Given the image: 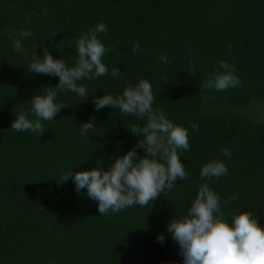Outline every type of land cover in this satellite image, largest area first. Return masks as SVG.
Listing matches in <instances>:
<instances>
[{"label":"trees","instance_id":"16d2710c","mask_svg":"<svg viewBox=\"0 0 264 264\" xmlns=\"http://www.w3.org/2000/svg\"><path fill=\"white\" fill-rule=\"evenodd\" d=\"M98 22L109 29L98 33L110 49L102 62L109 73L118 67L120 76L81 81L89 93L81 101L59 93L57 100L69 106L43 122L41 136L11 131L13 112L58 83V77L28 70L32 52L40 55L46 47L71 63L75 40ZM10 29L32 32L23 40L24 55L12 51ZM134 43L140 45L135 53ZM220 60L235 66L236 88L203 87ZM141 78L152 84L153 107L189 129L190 150H181V161L190 175L153 204L101 216L86 190L77 195L63 174L106 167L142 139L128 129L144 121L110 106L96 111L91 102L93 94L115 95ZM258 103L264 105V0H0V264L179 262L165 227L185 214L202 183L201 164L213 158L229 172L210 187L221 200L237 197L222 205L225 216L252 211L264 227V122L248 115ZM90 119L95 127L87 139L80 124ZM225 147L230 158L221 154ZM137 153L144 155L143 149Z\"/></svg>","mask_w":264,"mask_h":264},{"label":"clouds","instance_id":"9594fccd","mask_svg":"<svg viewBox=\"0 0 264 264\" xmlns=\"http://www.w3.org/2000/svg\"><path fill=\"white\" fill-rule=\"evenodd\" d=\"M108 31L105 22H98L82 32L75 40L76 56L71 63L61 55L54 58L46 47H41L40 55L32 52L28 70L58 77V83L42 88V94L36 92L28 108L13 112L15 119L11 122V131H30L41 136L44 133L43 122L54 120L61 108L69 106L57 100L59 93H74L81 101L89 96L86 85L81 81H92L109 74L114 79L120 76L118 67H113L109 73L102 62L110 49L105 47L98 33ZM8 35L12 51L24 55L23 40L31 37L32 32L10 29ZM139 47V43H134L133 53ZM228 48L230 51L231 45ZM159 59L167 61V56L161 54ZM240 83L235 66L220 60L207 74L203 87L224 91L236 88ZM154 99L152 84L146 78L126 85L122 92L115 95L104 93L100 97L92 96L91 102L96 111L110 106L111 109L118 108L122 114L144 121L142 127L134 124L128 129L142 139L123 154L111 157L112 162L106 167L95 166L77 172L71 168L63 174L62 182L71 178L77 195L82 194V189L86 190L83 194L96 202L101 216L114 215L134 205L144 207L149 202L153 204L158 196L173 190L178 179L184 182L190 175L181 161V150H190L189 129L175 124L159 107H153ZM80 125V136L88 139L89 130L95 127L93 120ZM189 127L197 131L199 126L190 122ZM138 148L143 149V156L138 155ZM221 154L231 157L227 147L221 149ZM228 172L227 165L220 159L213 158L201 164L199 176L202 183L194 199L184 215L179 218L175 215L165 227L170 239L178 245V255L182 257L181 261L173 264H264V227L258 225L256 215L252 211L239 210L225 216L222 205L236 200V195L221 200L220 195L210 187L209 181ZM156 240L163 243L164 232L158 234Z\"/></svg>","mask_w":264,"mask_h":264},{"label":"rangeland","instance_id":"374dc122","mask_svg":"<svg viewBox=\"0 0 264 264\" xmlns=\"http://www.w3.org/2000/svg\"><path fill=\"white\" fill-rule=\"evenodd\" d=\"M248 113L255 121L264 122V105L255 104Z\"/></svg>","mask_w":264,"mask_h":264}]
</instances>
